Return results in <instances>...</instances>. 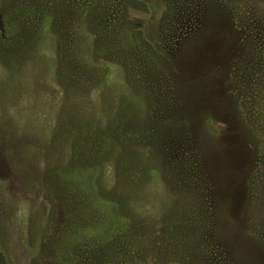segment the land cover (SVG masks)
<instances>
[{
  "label": "rangeland",
  "instance_id": "obj_1",
  "mask_svg": "<svg viewBox=\"0 0 264 264\" xmlns=\"http://www.w3.org/2000/svg\"><path fill=\"white\" fill-rule=\"evenodd\" d=\"M0 264H264V0H0Z\"/></svg>",
  "mask_w": 264,
  "mask_h": 264
},
{
  "label": "trees",
  "instance_id": "obj_2",
  "mask_svg": "<svg viewBox=\"0 0 264 264\" xmlns=\"http://www.w3.org/2000/svg\"><path fill=\"white\" fill-rule=\"evenodd\" d=\"M133 16V17H132ZM132 16H129L125 11H124V13H123V15L121 16L122 17V19L124 20V23H125V25L127 26L128 24V20H136L138 17L137 16H134V15H132ZM127 22V23H126ZM131 26V25H130ZM136 30H134V29H131L130 27H128V29L126 30V34H127V36L128 37H130V41L133 43V44H135V45H138L139 44V42H140V38H139V36H138V34L135 32ZM131 38L134 40V41H132L131 40ZM136 41V42H135Z\"/></svg>",
  "mask_w": 264,
  "mask_h": 264
}]
</instances>
